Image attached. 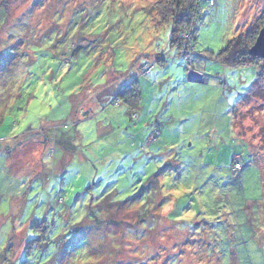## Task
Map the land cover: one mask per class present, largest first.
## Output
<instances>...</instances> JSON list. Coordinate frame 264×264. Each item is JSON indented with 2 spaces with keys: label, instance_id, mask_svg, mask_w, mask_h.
I'll list each match as a JSON object with an SVG mask.
<instances>
[{
  "label": "rangeland",
  "instance_id": "rangeland-1",
  "mask_svg": "<svg viewBox=\"0 0 264 264\" xmlns=\"http://www.w3.org/2000/svg\"><path fill=\"white\" fill-rule=\"evenodd\" d=\"M157 1L8 0L12 15L0 9V264H12L15 247L20 264H264V79L254 83L255 66L220 70L209 58L257 28L264 0H203L180 52L195 68L168 51L167 93L192 83L193 70L203 74L201 65L224 90L211 86L206 99L184 92L187 110L171 101L163 111L159 75L138 60L157 41L147 28L164 31ZM66 44L75 61L62 59ZM137 78L143 103L132 115L111 100ZM172 159L166 184L194 193L162 202L155 183ZM239 196L254 227H242L243 237L231 232L227 202ZM183 201L199 211L186 222L153 216ZM219 224L229 227L224 238Z\"/></svg>",
  "mask_w": 264,
  "mask_h": 264
},
{
  "label": "trees",
  "instance_id": "trees-1",
  "mask_svg": "<svg viewBox=\"0 0 264 264\" xmlns=\"http://www.w3.org/2000/svg\"><path fill=\"white\" fill-rule=\"evenodd\" d=\"M209 3H214L213 0H207ZM8 2V0H0V9H4L7 12L8 17L12 15V11L8 7H4L5 4ZM203 0H159L157 1L153 6H152V11L155 13L154 15L156 16V25L157 27H160L163 32L167 34V37L162 36V31H159L158 28H155V22L153 23V26L150 27V29L147 28V33L148 37L150 39H156L157 41L154 43L153 48H150L147 51H144L142 55L140 54V57L138 60H140L139 67L143 68L144 67V74H148V70L153 69L156 71V73L159 75L160 78V83H161V88L158 89V92L160 94L157 96V104L158 108L160 110H164L166 103L168 105L169 102L173 101L174 103L177 104V106H183L187 110V104L188 101L186 100L184 92H191L192 94H198L203 97V99H206V96L209 93V89L211 86L223 89V86L220 84L221 80V75H219L217 72L211 74V76L207 75L205 73L204 66H199L198 68L200 71L203 72V75L205 76V79L202 80L201 82H204L202 85H199L198 89L193 87L194 85H197L196 83H201L199 81H192V83L185 85L183 84H178L176 86L177 90H181L180 92L174 93L172 90L167 93V89L170 88V79H171V66L169 64V61L167 59V56L170 54L168 51H174V54L181 55V57L184 59L185 63L186 62V56L180 54L182 51L181 49L183 48L184 45V36L188 33L189 30H193L195 34L197 33V22L199 21V17H201L200 10H201V4ZM264 14V12H263ZM18 19H22L21 16H18ZM20 17V18H19ZM260 24L257 25V28L253 29H248L245 33L241 35H236L234 36L233 39H231L224 47L222 50H220L218 53H213L212 56L209 58L211 61H215L219 69L224 67L225 68H230V69H247V67L255 66L257 68V76L256 81L263 80L264 79V60L260 59L259 57H253L250 54V48L254 45L256 42V38L262 29V26L264 25V17L261 18ZM149 27V26H148ZM194 34V35H195ZM195 37H193L194 39ZM193 39L190 40L193 42ZM164 43L168 46L170 45L169 50L165 48L166 50H163ZM67 43L69 45H73L75 43V37H69ZM194 43V42H193ZM66 44V51L63 53V58L67 60L66 58L69 59L68 62H71L72 60L75 61V59L70 58V55L73 53L71 50L73 48H70L69 45ZM193 51H195V46L193 47ZM150 53H154L153 55ZM119 54L122 56L123 53L119 52ZM199 56H202V53L199 54ZM66 62V63H68ZM193 62V61H192ZM188 62L193 69L195 66L193 63ZM193 67H192V65ZM222 66V67H221ZM221 70V69H220ZM225 73H227V70H225ZM167 85L169 88H166ZM163 89V90H162ZM260 89V85L258 87V90ZM224 90V89H223ZM130 93V101L126 100V96ZM250 95V94H249ZM249 95L247 97H249ZM142 98H143V90L141 89V84H140V79L137 78L136 81H133L131 85H128L124 88L121 89L119 92V95L111 100V103L114 104H121L122 101L127 105L128 107V112L130 114L137 115L138 111L141 108L142 105ZM166 102V103H165ZM166 109V108H165ZM161 111V112H162ZM161 132V126L157 128V132H154L153 134L157 136ZM11 138V137H10ZM52 153L54 154V150H52ZM241 162V158L239 160H234V163L232 165V169L236 170L235 165L237 163ZM242 163V162H241ZM206 171V169H205ZM204 171V174H205ZM165 171H160V177H162V174ZM203 177V176H202ZM204 178V177H203ZM184 186V185H183ZM183 186H178L177 184H173L170 186V190H172V195L175 197L179 195L177 198L180 197V200L186 196V195H191L193 194L194 187L191 188H183ZM189 186V185H188ZM150 187V185H149ZM156 189H159V184L155 183ZM179 191V192H177ZM165 193V192H164ZM160 189L157 191V198L159 201H164L163 196H167L168 194H164ZM170 195V196H172ZM237 201L230 200L227 201L228 205L231 209V217L233 219V227L231 232L234 234V236H237L239 234V231L242 227L248 226L252 231H249L247 235L253 232L254 227L252 225L246 224L247 217L248 215L250 216L249 210H250V201L247 199L246 196L243 198L238 197L236 199ZM182 202L181 209H176L175 206L172 207V209L168 213H164V208L163 206L161 207V210L159 212L153 213V216H159L164 223L165 226H171L173 224H179V223H184L187 221L188 218L190 217L188 214L196 216L199 212H193V210H188L184 208L186 204L190 205L189 202ZM178 204V201H177ZM257 204V203H255ZM238 205V206H236ZM156 218L152 219V223L155 221ZM251 219V218H250ZM30 225V224H29ZM220 227L226 228L225 231L220 234V236H224L228 234L229 227L226 224H219L217 226L218 232L216 235L219 234V229ZM15 231V230H14ZM39 232V231H38ZM130 233V232H129ZM131 234V233H130ZM232 234V235H233ZM240 236L243 235V232L239 234ZM258 235H254L253 238H256ZM14 237V236H13ZM243 237V236H242ZM209 236L207 237V239ZM224 238V237H223ZM252 236L249 239H253ZM14 247V244H12V237L10 238L9 245L7 249H11ZM18 248V247H17ZM14 250V256H13V262L12 264H20L23 260L22 253L18 255L16 253V249ZM213 251V249H212ZM210 252V251H209ZM233 255V254H232ZM231 255V256H232ZM9 256V253L6 254L4 253L3 257L4 259H8L7 257ZM172 264H175L173 260L170 261ZM23 264H29L28 261H25Z\"/></svg>",
  "mask_w": 264,
  "mask_h": 264
},
{
  "label": "water",
  "instance_id": "water-1",
  "mask_svg": "<svg viewBox=\"0 0 264 264\" xmlns=\"http://www.w3.org/2000/svg\"><path fill=\"white\" fill-rule=\"evenodd\" d=\"M249 51L254 57L256 58L260 57L264 60V25L263 28L260 30L259 35L257 36L256 43L250 48ZM195 76L198 79H195L192 76H190V79L192 81H199V82L205 79V76H202L197 73H195Z\"/></svg>",
  "mask_w": 264,
  "mask_h": 264
},
{
  "label": "crops",
  "instance_id": "crops-1",
  "mask_svg": "<svg viewBox=\"0 0 264 264\" xmlns=\"http://www.w3.org/2000/svg\"><path fill=\"white\" fill-rule=\"evenodd\" d=\"M178 163H179V161L177 159H172L165 166H163L162 168H160V171H166L167 168H170L172 165H177ZM157 181L159 182L158 183L159 184V189L163 193L165 192L164 194L167 193L168 194L167 196L172 195V190H170V186L172 185V183L169 184V185H167L166 184V181L163 178V176L162 177L159 176V179ZM191 187L192 186L191 185L188 186V184H186V185L183 186V188H188V189L191 188ZM193 212H199V211L193 210ZM192 214L194 215V213H192Z\"/></svg>",
  "mask_w": 264,
  "mask_h": 264
},
{
  "label": "built area",
  "instance_id": "built-area-1",
  "mask_svg": "<svg viewBox=\"0 0 264 264\" xmlns=\"http://www.w3.org/2000/svg\"><path fill=\"white\" fill-rule=\"evenodd\" d=\"M183 54H185V53H183ZM185 56H186V59H187V60L190 59L187 55H185ZM201 75L203 76V74H201ZM192 77L195 78V79H198V78L195 76V72H194V70H193V75H192ZM240 166H241V163H239V162L235 165L236 169H237V167L240 168Z\"/></svg>",
  "mask_w": 264,
  "mask_h": 264
},
{
  "label": "clouds",
  "instance_id": "clouds-1",
  "mask_svg": "<svg viewBox=\"0 0 264 264\" xmlns=\"http://www.w3.org/2000/svg\"><path fill=\"white\" fill-rule=\"evenodd\" d=\"M214 1V0H213ZM204 76V75H203ZM235 158H237L236 160H239V158H241V156L239 155V156H237V157H235ZM235 158H234V160H235Z\"/></svg>",
  "mask_w": 264,
  "mask_h": 264
},
{
  "label": "bare ground",
  "instance_id": "bare-ground-1",
  "mask_svg": "<svg viewBox=\"0 0 264 264\" xmlns=\"http://www.w3.org/2000/svg\"><path fill=\"white\" fill-rule=\"evenodd\" d=\"M262 28H263V26H262ZM258 35H259V34H258ZM256 39H257V38H256ZM256 41H257V40H256ZM255 43H256V42H255ZM255 43H254V44H255ZM250 54H251V53H250ZM251 55H252V54H251ZM252 56H253V55H252ZM253 57H254V56H253ZM259 58H260V57H259ZM260 59H262V58H260Z\"/></svg>",
  "mask_w": 264,
  "mask_h": 264
}]
</instances>
